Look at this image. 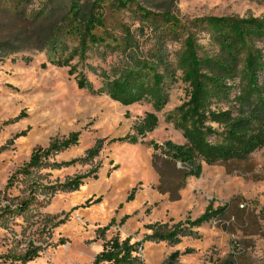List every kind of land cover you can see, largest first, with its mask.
Wrapping results in <instances>:
<instances>
[{
  "label": "rangeland",
  "instance_id": "obj_1",
  "mask_svg": "<svg viewBox=\"0 0 264 264\" xmlns=\"http://www.w3.org/2000/svg\"><path fill=\"white\" fill-rule=\"evenodd\" d=\"M44 2L26 5V17ZM5 3L0 0V31L9 36L26 22L15 18ZM177 17L186 23L208 17L264 19V0H178ZM198 41L216 51L207 35ZM256 46L264 48V41ZM27 57L33 59L30 64ZM111 60L87 64L107 69ZM47 62L46 55L35 51L0 62V264H94L107 243L127 238L131 244L143 243L132 264H164L175 253V264H264V148L245 161L204 164L200 178H183L177 172L181 165L164 170L161 177L154 159L162 154L150 144L186 143L169 121L187 100L186 86L179 82L172 88L169 103L157 113L154 132L137 144L118 142L135 134L134 127L153 112L151 105L123 106L92 95L78 88L68 68L48 64L43 69ZM80 70L100 88L92 71ZM73 133H80L78 145L53 156L50 165L84 159L102 142L99 154L68 167L18 173L36 149ZM94 170L97 179H86L77 191L50 190ZM133 189L134 198L128 201ZM210 204L214 209L227 206V211L195 229L196 237H184L174 246L148 240L153 233L149 227L196 220Z\"/></svg>",
  "mask_w": 264,
  "mask_h": 264
},
{
  "label": "trees",
  "instance_id": "obj_2",
  "mask_svg": "<svg viewBox=\"0 0 264 264\" xmlns=\"http://www.w3.org/2000/svg\"><path fill=\"white\" fill-rule=\"evenodd\" d=\"M5 1L6 9L27 24L9 36L0 31V62L35 51L48 58L43 69L48 64L68 68L81 90L105 95L123 106L151 105L153 112L134 127L135 134L118 142L137 144L154 132L159 125L157 113L169 103L172 88L179 82L186 86L187 100L169 115L186 143L150 144L162 154L154 159L161 177L164 170L181 165L177 172L183 178H200L204 164L245 161L264 148V48L256 46L264 41V19L208 17L186 23L177 17L178 0H45L26 17L25 7L32 0ZM203 35L210 38L216 51L199 43ZM174 44L180 48L173 51ZM108 58L112 60L107 69L87 64L91 59L107 63ZM24 60L28 64L33 61L28 57ZM82 66L100 79V88L96 89L80 70ZM79 139L80 133H73L54 140L47 148L36 149L18 173L30 175L44 166H72L95 158L102 149L100 142L84 159L48 163L53 156L78 145ZM97 173L77 176L50 190L77 191L86 179H97ZM159 190L168 193L162 186ZM135 192L133 189L128 201ZM226 211L227 206L214 209L210 204L196 220L171 228L167 224L149 227L153 233L147 238L177 245L184 237H196L195 229ZM142 244H131V238L115 239L105 245L94 264H132L139 260L134 253ZM177 259L175 253L164 264H175Z\"/></svg>",
  "mask_w": 264,
  "mask_h": 264
}]
</instances>
